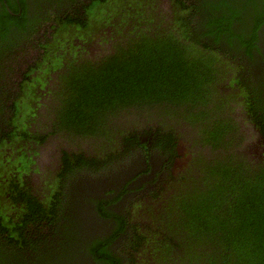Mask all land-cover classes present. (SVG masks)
Returning a JSON list of instances; mask_svg holds the SVG:
<instances>
[{"label":"trees","instance_id":"16d2710c","mask_svg":"<svg viewBox=\"0 0 264 264\" xmlns=\"http://www.w3.org/2000/svg\"><path fill=\"white\" fill-rule=\"evenodd\" d=\"M44 1L33 2L35 30H39L36 25L41 5L50 4L51 0ZM54 1L58 4L63 0ZM132 1L138 14L143 15L144 0H90L84 8L85 18L74 14L61 23L55 18L58 22L54 26L58 25L53 33L55 38L48 40L43 48L39 43L44 53L42 64L46 65L40 70L41 74L35 76V81L42 88L49 83L51 71L65 65V72L55 79L54 89L47 91L52 100H57L54 126L58 128L53 133L66 138L71 149H79L83 147L80 144L86 143L98 157H108L100 159L101 162L99 158L87 160L82 158L84 154L71 151L76 167L88 166L92 170L90 172L87 168L77 175L70 172L73 159L62 151L65 169L54 172L50 182L59 191L53 190L54 195L49 200L46 197H34V200L28 194L29 186H26L21 173L17 174L27 173L28 164L23 161L18 165L19 161L14 159L9 165L17 167L14 170L16 174L10 175L11 169L3 164L5 152H0V264H5L8 259L13 260L12 264H61L63 257L67 259L66 264H81L77 257H81L84 246L94 263L121 264L125 257L119 250L127 252L128 259L134 261L136 254L147 252V247L144 248L147 245L153 253L150 264H264V163L252 166L246 157L230 151L226 146L229 144L222 139L232 134L233 128L222 126V121H216L213 113V109L222 108L223 99L221 96L215 103V95L219 94L215 85L224 82L222 77H217L221 76V67L215 53L223 46L233 47V43H239L247 47L245 53L252 57L248 48L259 42L257 31H261L264 25V0H171L174 13L170 19L166 22L161 19L150 32L141 29L135 33V39L125 49H119V55L108 54L95 62L87 57L63 59L66 46L72 43L70 36L62 37L64 31L75 30L72 32L74 35L87 38L109 14L118 15V9L128 10ZM20 8L22 12L17 15ZM32 10L27 0H0V40L10 35L13 27L26 33L28 23L33 24L29 17ZM95 16L99 19L94 22ZM151 20L153 18L149 14V19L143 21L149 24ZM38 26L42 27V24ZM84 31L90 33L85 36ZM14 81L8 74L6 78H0V85L7 83L13 86ZM235 82L239 84V94L245 105L264 113V103L260 106L250 94L246 96L240 81ZM36 86L37 83L35 117L42 106L40 101L37 102ZM211 104L214 107L208 109ZM13 105L14 118L9 121L0 115V149L5 144L2 130L5 131L9 123L12 128L6 134L7 139L17 136L24 139L28 133L24 129L26 126L22 131L18 129H21L23 120L18 116L26 109L32 113L33 106L26 102L17 110L16 103ZM189 112L198 114L194 116L197 121L192 125L203 126V129H197L204 147L190 153L188 163L180 164L174 172V164L171 168V163L167 168L162 166L161 172L156 171L152 181L143 179L141 186L132 191L146 189V192L129 200V206H126L129 217L114 218L115 225L108 238L98 236L85 239L80 245L73 244V256L70 257L67 254L71 249L69 240L77 238L76 225L69 227L73 222L68 216L64 217V223L58 211L54 215L51 212L52 207L59 208L62 203L59 195L65 186V175L76 177L73 180L75 189L84 186V190L75 192L88 193L82 200L85 203L90 199L88 182L113 166L117 168L111 173L112 179L123 171V167L129 170L128 167L135 166L138 172L135 176L123 175L127 177L124 187H128L133 179L150 172L146 150L149 137L152 136L154 146L167 142V145L175 147L171 144L170 132L173 130L169 124L177 115L186 119ZM141 118L146 121H141ZM143 122L145 127L150 123L161 124V130L157 128L160 132L151 134L146 130L128 129L141 126ZM260 128L264 136V121ZM140 138L145 139L144 144L140 143ZM233 138L230 137L231 140ZM43 141L44 138L40 140ZM141 148L145 149V170L140 172V163L136 164L132 159H138L137 153ZM219 148H225L223 158L216 155ZM205 150L209 151L212 160L205 159ZM3 187L6 193L1 191ZM106 188L107 185L98 187ZM111 192L107 190L104 195ZM8 199L14 202L15 210L18 208L16 203L25 202L26 207L7 215L5 201ZM117 200L118 197L111 202ZM92 203L96 204L100 214L106 213L98 208L105 201ZM173 214L176 221H168L167 218ZM154 222L165 233L166 238L162 241H153L145 236L150 233V225ZM50 231L54 233L50 236L52 240L48 241L46 233ZM169 239H176V249L170 246ZM160 250L162 252L157 253Z\"/></svg>","mask_w":264,"mask_h":264},{"label":"flooded vegetation","instance_id":"af4514ba","mask_svg":"<svg viewBox=\"0 0 264 264\" xmlns=\"http://www.w3.org/2000/svg\"><path fill=\"white\" fill-rule=\"evenodd\" d=\"M41 1L45 2L44 0ZM33 2H35V0H27L30 9L33 8V10L29 13V17L33 22L32 25L31 22L28 23L29 30L26 33H23L19 31V29L13 27L11 28L10 35H7L6 38L0 40V78H6L8 74H11V78L15 80V84H13V86H9L7 83L0 85V115H4L5 119H9V121L11 118H14V103H16L17 110L21 108V104L26 102L34 108L32 113L31 111L26 112V109L24 112H20L21 114L18 116H21L23 119L22 121L20 120L22 123L21 129H18L22 131L23 126H26L24 129L28 132L24 139H22V136H17L13 139H7L8 137L6 134L12 128L10 127V123L9 126H6L5 131L2 130V133H5L3 136L5 144L3 148L0 149V152H5V155L3 156V164H5L4 167L7 169H11L10 175L16 174L15 171L17 167L9 165L10 162L14 161V159L19 161L18 165L23 163V161L28 164L27 173L17 172V174L21 173L23 181L26 182V186H29V189L27 188V190L31 198L34 199V197H36L37 199H41L46 197L47 200H49L50 197L54 195L55 191L53 190L59 191L56 188V185L54 186L50 183L54 177V172H59V170L65 169L62 161V151H66L69 154L68 157L70 159H73V155L70 153L71 151H74L76 154H84L82 158L87 160L99 158L100 161V159H105L108 156L104 155L98 157L96 151H92L91 146H88L86 143L80 144L83 147H80L79 149H71L66 144V138H64L59 133H53L54 130L58 128V126H54L56 121L55 114L57 112V100H52L51 94H48L47 91L49 89H54L55 79L57 78L58 74L65 72V65L63 64L62 67L51 71L49 75L51 79L44 88H42L39 82L35 81V76L37 74H41L42 71L40 70L46 65L42 64V57L44 53L43 49L41 50V47L43 48L48 40L52 41L55 38L53 34L55 33L54 31L53 33H48L47 42L40 41V38L42 36L44 37L45 32L50 29L49 25L46 26V21H48L50 18H58L61 23L70 15L74 14H79L81 18H85L86 14L84 15V8L90 2V0H86V2L85 0H74L73 2H70V0H63L62 2H58V4H56L54 0H51L50 4L41 5L42 8L39 12L37 21L38 23L36 25L39 30H35V5ZM172 2L173 1L171 0H144L143 4L145 7V12L142 13L143 15H140L138 14V10L135 7L134 2L132 1L131 5H133V8L128 6L129 9L126 11H121L118 9V11H120L118 15L113 13L109 14L108 17L102 21L104 24V29L92 32L87 36V38L74 35L72 32L75 30L70 31L68 29L67 31H64L62 37H68L71 33L72 43L71 45L66 46V52L64 53L63 59L66 60L75 57L79 60L87 57L91 62H95L98 60L101 61V58L108 54L110 56L114 55L115 53L119 55V49H125L128 47L131 44L130 42L135 39V33H138L141 29H145L150 32L156 27L157 24H159L161 19H164V22H166L167 19H170L171 14L174 13ZM21 12L22 9L20 8L17 15H19ZM149 14L153 20H151L149 24H146L143 20L146 18L149 19ZM98 19L99 17L95 16L93 21L95 22ZM40 24H42V27L38 26ZM57 27L58 25H56L54 29L56 30ZM94 28L95 26L93 29ZM88 33H90V31H84L85 36ZM257 33L259 42H255L256 46L251 45L248 48V53H251L252 56L251 58H249L245 53L247 47H242L239 43H233V47L223 46L218 51V53H215V56L220 59L219 65L221 67L219 69L218 65L221 76L217 75V77H222L224 82L215 85L219 93L215 95V103L221 96L223 99L220 104L222 108H219L218 110L213 109V113L215 114L216 121H222V126H232L233 128L232 134L230 133L229 136L223 137L222 141L226 144H229L226 146L229 147L230 151L236 152L238 155L246 157L252 166H257L264 163V136L262 129L260 128V126H263L264 113L259 111L255 106L254 108L257 110L253 111L252 106L248 107L245 105V100H243L242 96L239 94L241 92L239 89V84L235 81L239 80L241 85H243V90L246 96L250 94L252 98L259 101L260 106L263 105L264 25L262 26L261 31L258 30ZM40 42L41 47L38 46ZM67 43L69 42L67 41ZM35 45L37 46V50L41 51L40 57L36 58V60ZM59 53L60 52H58V54ZM5 65L9 66L10 69L5 67ZM35 66H38V68L35 69ZM35 83H37L36 90L39 95L38 101H40L39 103L42 104V106L37 110V117H35ZM217 96L219 97L216 98ZM213 107V104H211L208 109H212ZM206 110H204V112ZM143 114V116H146L145 113ZM195 115L198 114L191 115V112L186 113L185 117L187 120L181 115H177V117L170 122L169 125L173 130L170 132L173 138L171 144L175 145V147L167 145V142L165 145L154 146L151 138L152 136L149 137V140L146 143V150L148 151L147 154L150 159V172H148L146 175H143L144 178L143 176H140L137 180L133 179L132 183L126 188L124 187L126 181L121 183L115 181L111 184H102L100 182L101 184H99L91 179L90 181L93 182H88L89 185L96 184L98 187L107 185L108 188L105 190L99 189L102 190V193L98 197H92L91 201L87 200L85 203L82 200L88 196V193L80 194L79 192H75L84 190V186L75 189V183L73 180L76 177L65 175V186L62 193L59 195V198L62 199V203L60 206H58L60 209H53L52 207L51 212L54 215L55 211H58L61 214L62 222L64 223V217L68 216L73 222L71 225H69V227L76 225L75 236L77 238H71L69 240L71 249L67 252V254L70 255V257L73 256V244L77 243L80 245L83 240H91L93 237L98 236L108 238L112 234V230L115 225L114 218L129 217V212L126 210V206H129V200L142 192H146V189H144V191H132L133 189L141 186L143 179H145V181H152L156 171L161 172L162 166L167 168L169 165H171V163V168L174 164V167L172 168V172H174L175 168H180V164L183 166L185 163H188L187 160H189L191 157L190 153L198 152L197 150L204 147V145L201 143L202 137H200L199 131L197 129V127H201L203 129V126H200L199 124L192 125L193 122L197 121L194 117ZM141 121L146 120L141 118ZM141 121L139 119V122ZM149 125V127H145V122H143L141 123V126L128 129L131 131L146 130L147 133L151 134L160 132L157 131L158 129L161 130L159 127L162 126L161 124L156 125L155 123H150ZM257 126H259V128ZM210 128H213V126L210 125ZM161 134H163L162 131ZM230 137L234 138L231 140ZM43 138L44 141L40 142V140ZM76 139L81 138L77 137ZM144 141L145 139L140 138V143L144 144ZM224 149L225 148L217 149L216 155H220L222 157ZM144 153L145 149L141 148L140 152L137 153V155H139L137 156L138 159H132L136 164L138 162L140 163V172L145 170L143 161ZM203 153H206L205 159L207 161L212 160V156L208 150H205ZM29 161L31 162L30 165ZM72 165L73 167L70 172L74 174L78 175L82 171H87V168L90 170V172H92L91 168L88 166L87 168L85 166L76 167L74 159L72 161ZM116 168V166L111 167L107 172H103L97 176L96 179L99 180L100 177H103L106 180L110 179L112 176L111 173ZM136 173L138 172L136 171L131 176H135ZM92 178L95 179V177ZM83 181L84 179H82V182ZM108 182L110 181L108 180ZM107 190H111V194L104 195V192ZM1 191L4 193L7 192L4 187ZM6 196L8 197V194ZM117 197V202H111ZM8 201H5V205H8L7 215H12L14 211L19 210L21 207H26L25 202L24 204L16 203V207L18 208L15 210L14 202H12L10 199H8ZM93 201H105V204L98 206V208L104 210L106 213L100 214L96 204L92 203ZM12 204L14 206H12ZM18 213L19 212H17L16 215ZM91 213L96 215V217L101 220L95 218ZM153 214H156V211L153 210ZM174 217L175 216L173 214L167 218V220L176 221ZM149 232L150 233L146 234L145 236L149 237L150 240L162 241L166 238L165 233L161 230L160 225H158L156 222L150 225ZM53 233L54 231L46 233L48 234V241L52 240V237L50 236H52ZM35 239L37 241L38 235L35 236ZM169 240H171L170 246L176 249V239ZM129 247L131 249L130 245ZM146 247L147 252L136 254L134 261H130L128 259L127 252L123 253V251L119 250V253L125 257V261H123L121 264H150L153 253H150L152 252V250H149L150 245L144 246V248ZM159 252H162V250L158 251L157 253ZM175 252L176 251H173V253ZM77 260H79L81 264H103L101 262H93L94 260L88 253L86 246H84L81 250V257H77ZM66 262L67 259L63 257L61 264H66ZM12 263L13 260L8 259L5 264Z\"/></svg>","mask_w":264,"mask_h":264},{"label":"water","instance_id":"95a60500","mask_svg":"<svg viewBox=\"0 0 264 264\" xmlns=\"http://www.w3.org/2000/svg\"><path fill=\"white\" fill-rule=\"evenodd\" d=\"M135 130V129H134ZM126 167H123V171L120 173V174H116V176L112 179H108L110 182H108V180H106L105 178H103V177H100L99 178V180L98 179H94V178H92V180L94 181V182H97V183H99V184H103V183H112L114 180H117L119 183H121V182H123L124 180H126L127 179V177H123V175L124 174H126V176H131L132 174H134L135 173V171H137L134 167H128L129 168V170H127V168L125 169ZM92 181V182H93ZM91 181H90V183H92ZM101 182V183H100ZM119 183H118V185H119ZM98 186H96V184H93V185H89L88 187H87V190H89L90 192H89V197H90V199L88 200V201H91V198L92 197H98L101 193H102V190H99L98 188H97Z\"/></svg>","mask_w":264,"mask_h":264},{"label":"rangeland","instance_id":"374dc122","mask_svg":"<svg viewBox=\"0 0 264 264\" xmlns=\"http://www.w3.org/2000/svg\"><path fill=\"white\" fill-rule=\"evenodd\" d=\"M110 1H112V0H110ZM85 2H86V0H85ZM130 6L129 7H131V8H133V5H131V4H129ZM107 16V15H106ZM103 21V20H102ZM101 21V22H102ZM56 23H58L57 21H55L54 19H50V20H48V21H46V26H52L53 28H50V29H48V31L47 32H45V35H44V37L43 38H41V40L40 41H44V42H47V35H48V33H50V32H54L55 31V29H54V26H55V24ZM104 24L102 23V25H99L98 26V24L96 25V30H94L93 32H96V31H100V30H102V29H104ZM72 39V35H71V33H70V37H69V40H71ZM40 55H41V51L40 50H35V59L36 58H38V57H40ZM38 100H39V98L37 99V102H38Z\"/></svg>","mask_w":264,"mask_h":264},{"label":"clouds","instance_id":"9594fccd","mask_svg":"<svg viewBox=\"0 0 264 264\" xmlns=\"http://www.w3.org/2000/svg\"><path fill=\"white\" fill-rule=\"evenodd\" d=\"M111 178H112V176H111ZM111 178H110V179H111ZM110 179H109V180H110ZM95 217H96V216H95ZM96 218H98V217H96ZM98 219H99V218H98Z\"/></svg>","mask_w":264,"mask_h":264}]
</instances>
